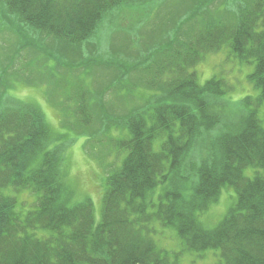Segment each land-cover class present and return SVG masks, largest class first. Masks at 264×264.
<instances>
[{
    "label": "trees",
    "instance_id": "16d2710c",
    "mask_svg": "<svg viewBox=\"0 0 264 264\" xmlns=\"http://www.w3.org/2000/svg\"><path fill=\"white\" fill-rule=\"evenodd\" d=\"M152 1L0 0V14L79 47L121 7ZM198 2L200 10L205 1ZM187 39L161 71L144 73L158 94L113 121L100 119L104 129L92 131L117 133L104 145L116 160L110 166L109 154L102 159L108 173L100 223L88 196L72 203L69 146L58 143L64 135L54 133L40 107L0 94V264H182L184 256L208 251L218 253L215 264H264V0H241L229 20L201 23ZM224 51L253 66L256 94L236 102L235 111L229 81L213 77L202 85L195 72ZM75 102L78 131L89 133L92 105L85 96ZM226 188L236 201L208 229L201 218ZM24 191L35 198L31 208L17 197ZM159 228L172 229L182 250L159 247Z\"/></svg>",
    "mask_w": 264,
    "mask_h": 264
},
{
    "label": "rangeland",
    "instance_id": "374dc122",
    "mask_svg": "<svg viewBox=\"0 0 264 264\" xmlns=\"http://www.w3.org/2000/svg\"><path fill=\"white\" fill-rule=\"evenodd\" d=\"M198 1L154 0L144 5L123 6L104 20L87 44L79 47L56 43L15 16H7L5 20L0 14V94L7 91L6 102L10 99L40 107L54 133L64 135L58 143L69 146L65 155L68 183L75 193L72 203L83 202L88 196L95 205L96 223L102 220L107 185L108 172L102 159L109 154L110 166L116 160L113 149L104 145L117 136L111 130L92 137V131L103 127L99 120L104 122L105 117L112 116L113 121L134 107H143L147 98L158 94L146 84L154 81V77H145L144 73L161 71L162 65L170 62L167 56L182 50L181 43L188 40L189 30H199L201 23L211 20H229L241 0H204L200 10ZM196 9L199 15L192 16ZM226 52L207 56L195 67V72L202 85L213 77L229 81L235 88L228 97L235 111L236 102L256 94L249 82L253 66L233 62ZM78 96H85L92 105L95 117L89 133L87 128L78 131L73 117ZM246 175L252 177L253 169L247 170ZM17 197L28 203V208L35 200L28 191ZM235 201L232 188L222 190L219 202L202 216L204 226L214 229ZM159 230L156 238L159 247L171 252L182 250L172 229ZM218 259L217 252L208 251L204 255H186L182 264H215Z\"/></svg>",
    "mask_w": 264,
    "mask_h": 264
}]
</instances>
